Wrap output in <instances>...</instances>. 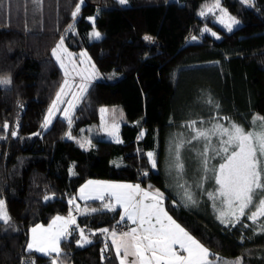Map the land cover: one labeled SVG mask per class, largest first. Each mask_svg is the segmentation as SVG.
Segmentation results:
<instances>
[{
    "label": "trees",
    "instance_id": "obj_1",
    "mask_svg": "<svg viewBox=\"0 0 264 264\" xmlns=\"http://www.w3.org/2000/svg\"><path fill=\"white\" fill-rule=\"evenodd\" d=\"M213 1L86 0L73 18L79 0H0V77L11 79L0 86V199L10 217L8 224L0 221V264H51L55 253L27 249L30 230L68 214L73 197L96 211L78 214L77 225L61 240L60 264H120L100 230L122 227L121 209L109 211L107 196L80 201L78 190L89 179L162 192L169 215L209 249L216 264L238 258L241 264H264V217L253 223L247 212L222 223L207 202L187 207L168 187L160 165L166 133L207 111L246 129L254 117H264V0L251 7L220 0L240 22L231 32L200 15ZM89 18L103 33L100 39H89ZM204 24L218 29L220 38L201 33ZM190 35L199 41L185 43ZM62 37L69 50L84 49L98 72L119 77L92 82L71 126L58 116L42 131L63 80L52 55ZM111 105H120L126 116L121 142L96 136L92 146L81 147L75 137L98 122L101 106ZM68 132L75 137L67 138ZM156 140L157 170L147 156ZM78 227L91 243L78 246Z\"/></svg>",
    "mask_w": 264,
    "mask_h": 264
},
{
    "label": "snow or ice",
    "instance_id": "obj_2",
    "mask_svg": "<svg viewBox=\"0 0 264 264\" xmlns=\"http://www.w3.org/2000/svg\"><path fill=\"white\" fill-rule=\"evenodd\" d=\"M245 5L251 6L252 0H241ZM121 5L127 3V0H119ZM80 4H77L72 16L75 18L80 11ZM214 8H218L221 16L218 18L219 22L224 25L229 32L232 31L233 26L239 22L228 15L227 11L220 7V0H215ZM209 8L208 11H211ZM201 16L205 12L200 13ZM93 22V31L91 36L99 39L100 33L95 30L94 18H89ZM71 27V25L69 26ZM215 35V33H212ZM145 40H151L149 36H145ZM195 39V37H193ZM52 55L55 57L57 63L64 71L65 80L61 85L60 90L56 94V99L53 100L48 109V113L44 118L42 127H47L51 122V117L58 111V103H62V95H66V87H71L67 77L71 72H76L80 75L84 83L76 85L79 88V93H73L74 99H78L80 94L87 91V81L92 76L97 75L95 72V65H92V76L85 77L82 72L77 71V64L71 60L72 53L68 52L64 47L63 37L52 50ZM81 57H87V53H80ZM68 61V64L65 61ZM80 64L86 63L85 59L79 61ZM71 64V71L69 70ZM11 84V79L0 77V86H8ZM68 107L64 108V119L68 120L71 126V111L75 108L73 101H68ZM101 109V112H105ZM195 122H192L193 130L196 135L194 140L204 138L208 143L205 145L202 153L203 167L205 172L211 171L208 168L209 157L208 151L210 144L209 130H196ZM254 130L248 131L240 125L231 124L230 128H225L221 125H216L211 131L213 134L219 131L220 135L227 136L228 139L222 141V144L229 145L231 152L227 155L225 162L219 165V169L215 171V182L219 185L218 196L223 197V203L227 205V212L221 211L220 216L231 215L238 219L239 216L246 214L245 210L253 207L255 210L251 211L247 218L255 223L259 218L264 217V117L253 118ZM9 125L6 122L3 125V130L7 132ZM116 126L113 125V132L109 135H114ZM16 131H12L11 135L16 136ZM143 135V133H141ZM3 138V137H0ZM69 138H71L69 134ZM116 142L121 141L116 138ZM84 145L81 144V147ZM182 145H177V163L178 170L183 169V165L179 163V148ZM221 152L229 153V147H222ZM219 155V153H217ZM149 162L152 167H156V161L152 152L147 153ZM146 175V173H145ZM182 187V185H181ZM81 199H104V194L107 193L110 197L115 199V205H105L109 211L115 210L116 205L123 208L121 221H131L136 227L129 231L117 235L115 231L110 233L112 246L115 248L120 264H216V260L210 259L213 254L209 249L203 246L199 241L194 239L183 227H181L171 216L165 211L163 202L164 195L159 190L145 191L139 184H112L96 181H88L81 187ZM94 193V194H93ZM213 197V194H209ZM188 202L194 203L192 196L185 193ZM216 198V197H214ZM50 199V197H45ZM73 197L69 203L73 204L75 201ZM145 201H148L145 203ZM76 210L80 211L79 206ZM96 211V209H92ZM71 212V210H70ZM0 221L8 224L10 217L5 206V201L0 199ZM223 223L224 220L222 219ZM75 224V218L69 215L68 217H55L47 228L41 225H36L30 231L32 233L31 239L27 245L29 251L41 252L44 255L55 253V258L52 264H60L59 258L61 256L60 243L62 239H67L70 235L69 225ZM247 226V225H245ZM264 230V229H262ZM103 233H108V229H101ZM94 235V233H93ZM91 243L84 235L83 230L80 233V240L77 241L78 246L83 247L84 244ZM108 246L102 250L107 251ZM224 264H229L225 261ZM232 264H241L239 258L232 262Z\"/></svg>",
    "mask_w": 264,
    "mask_h": 264
},
{
    "label": "rangeland",
    "instance_id": "obj_3",
    "mask_svg": "<svg viewBox=\"0 0 264 264\" xmlns=\"http://www.w3.org/2000/svg\"><path fill=\"white\" fill-rule=\"evenodd\" d=\"M84 1L86 0H79V4L82 5L83 3H85ZM253 1L254 0H252L251 6L253 5ZM214 4H215V1H213L211 4L206 5V7L203 9V12H205V15H203L202 18L204 20L209 19L213 24L228 31L227 28H225L224 25L219 22L218 18L221 16V12L218 8L213 7ZM251 6H248V7H251ZM220 7L225 9L229 16L234 17L231 13H229V11L221 3H220ZM209 8H212V10L208 11ZM236 20L239 22L238 19ZM90 22L93 26L92 20H90ZM239 25H240V22L234 25L233 29L238 27ZM200 29H201V33L203 34H209L215 39L220 38L219 30L216 29L212 24H204L201 26ZM95 30L98 31L96 28ZM92 31H93V27L88 34L89 39L97 40V38H94L91 36ZM98 32L101 34L100 35V38H101L103 36V33H101L100 31ZM212 33H215V35H212ZM193 37L195 36L190 35L189 37H187L185 39V43L190 42V41H199V38L195 37V39H193ZM64 47L67 48L65 44H64ZM67 50L68 52L72 53V57L70 59L76 62L77 71L82 72L83 76L85 77L92 76L91 66L94 65V63L91 60L89 54L84 49L79 50V51H71L67 48ZM82 52L87 53V57H81L79 54ZM81 59H85L86 63L80 64L79 61ZM65 63L68 64V61L66 60ZM69 70L71 71V64H69ZM62 72H63V80H62V84H63L65 80V75H64L63 70ZM95 72L97 73V75L92 76V78L89 81H87V89L94 81L105 80V79L115 80L119 77V75H117L116 73L102 74L97 71L96 67H95ZM67 79L69 80V84L71 85V87L65 88V92L67 94L62 95L61 100L63 102L58 103L59 110L56 111L55 114L51 117L52 122L58 116L64 118L62 110L68 107L67 102L70 100L75 103V108L71 111V119H72L76 106L78 105V103L81 101V99L86 93L85 91L82 94H80L78 99H74L73 93H79L80 91L79 88L76 87V85L84 83V81L82 80L80 75L76 74V72H71V75H69ZM55 99H56V96L54 100ZM101 109H105L106 111L101 112ZM47 113H48V110L46 114ZM197 114L202 115V114H199L198 112ZM98 116H99L98 122L87 125L86 127L82 128L80 132L78 133L77 137L72 136L69 132L66 137L69 138V134L71 138L75 137L76 141L80 145L81 144L84 145L83 146L84 148H88L92 146L93 145L92 139L95 138L96 136H103L104 138L110 139L112 141H116V138L118 137V139L120 140V134H119L120 126L122 123L126 121V116H125V113L122 107L120 105L101 106L98 110ZM197 118H200V119L199 120L195 119L196 121L191 120L190 123L180 124L176 128H174L172 131H168L166 133L165 144H164L165 146L163 148V154H162L160 165L162 166V169L164 170L167 176L168 187L173 192L180 194L179 196L180 200L183 202L185 206L190 207V208H200L204 204L208 203L207 205L210 209L211 215L215 216L219 221H221L222 219L224 221H230L233 219V216L231 215H225L224 217L220 216L221 211L227 212V205L223 203V197L218 196L217 190L219 188V185H217L215 182V171L219 169V165L221 163L225 162L227 155L230 154L232 149L229 145L221 143L222 141L228 139L227 136L220 135L219 131H216V133L213 134L211 130L214 129L216 125H221L225 128H230L231 124H237V123L228 121L224 117H221L217 114H214V115L208 114V111L206 112V115H203L202 117L200 116ZM66 121L68 122V120ZM193 121L195 122L194 127L196 130H209L210 144H208V147H209L208 157L210 159L208 163V168L211 169V171L205 172L204 167H203L204 157L202 153L204 152L205 145L206 143H208V141H206L204 138H200L199 140L193 139V136L196 135V131H194L193 127L191 126ZM51 123L47 127H42L41 130L42 131L46 130L51 125ZM43 124H44V121H43ZM113 125L116 126L115 134L109 135L110 132H113ZM246 130L248 131L254 130V125L252 124V127ZM156 143L157 144L155 145V148L150 152L154 154V159L157 162V158H158L157 149H158L159 142L156 140ZM178 144L182 145L179 148V163L183 165L182 170H178L175 166L177 163V145ZM222 147H229V153L221 152L220 150ZM217 153H219V155ZM153 169L157 170V163H156V167H154ZM186 192L192 196V199L195 201L194 203H190L187 201L185 197ZM210 193L213 194V197H210L209 195ZM106 196L110 198L109 195H106ZM70 210L68 211V216L69 215L73 216L76 209L70 208ZM254 210L255 209L250 206L249 209L245 210V212L250 213L251 211H254ZM237 216H239L238 213H237ZM74 218H75V224H72V225H77V217L74 216ZM38 225H41V224H38ZM41 226H43L44 228H47V226L45 225H41ZM69 230H70V227H69ZM77 230L79 233V239H78L79 241L80 233L82 229L78 227ZM83 233L89 240V236L87 233L84 232V230H83ZM31 236H32V233L30 231L29 241L31 239ZM109 241H112L110 237H109Z\"/></svg>",
    "mask_w": 264,
    "mask_h": 264
},
{
    "label": "crops",
    "instance_id": "obj_4",
    "mask_svg": "<svg viewBox=\"0 0 264 264\" xmlns=\"http://www.w3.org/2000/svg\"><path fill=\"white\" fill-rule=\"evenodd\" d=\"M88 181H96V182H104V183H112V184H133V185H136L137 183H130V182H125V181H114V180H104V179H89V180H87V181H85L81 186H80V188H79V190L81 189V187L83 186V185H85ZM140 185V184H139ZM140 187L142 188V189H144L145 191H155V190H151V189H148V188H145V187H143V186H141L140 185ZM78 190V198H79V200L80 201H90V200H96V199H81L80 198V191ZM94 194V193H93ZM106 195H108L107 193H105L104 194V197L106 196ZM148 201H145V203H147ZM74 205L71 207V208H75L76 209V206L78 205L79 206V209H80V211H77V210H75V212H74V214H73V216L72 217H74V216H78V214L79 213H83V212H89V211H91V207H87L86 205H82V204H79L76 200L74 201ZM110 204H113V205H115V199L114 198H112V197H110ZM163 206H164V202H163ZM85 207V208H84ZM116 207H119L120 209H121V215H122V213H123V208H121L119 205H116ZM83 209H84V211H83ZM164 209H165V211H167L166 210V208H165V206H164ZM168 213V212H167ZM168 215H169V213H168ZM170 216V215H169ZM55 217H57V216H55ZM54 217V218H55ZM60 217H68V214H66V215H64V216H60ZM53 218V219H54ZM52 219V220H53ZM173 219V218H172ZM52 220H51V222H52ZM173 220H175V219H173ZM125 222H124V224H122L124 227H126V229L124 230V231H120V226L119 227H115V228H112V229H110L109 230V232L108 233H105V236H106V240L110 243V245H111V247L113 248V250L115 251V248L112 246V241H109V237H110V233L112 232V231H115L116 233H117V235H119V234H121V233H124V232H127V231H129L131 228H133V227H136L137 225H135V224H133L131 221H128L127 220V218L125 217V220H124ZM176 221V220H175ZM50 222V223H51ZM49 223V224H50ZM176 223H178L177 221H176ZM48 224V225H49ZM179 224V223H178ZM48 225H45V226H47L48 227ZM180 225V224H179ZM70 226H72V225H69V227ZM181 226V225H180ZM182 227V226H181ZM32 229V228H31ZM191 235V234H190ZM192 236V235H191ZM193 237V236H192ZM194 239H196L195 237H193ZM197 240V239H196ZM198 241V240H197ZM204 246V245H203ZM35 251V250H34ZM35 252H37V251H35ZM37 253H39V252H37ZM211 253V252H210ZM39 254H41V253H39ZM210 259H212V256H210ZM120 262V261H119Z\"/></svg>",
    "mask_w": 264,
    "mask_h": 264
},
{
    "label": "built area",
    "instance_id": "obj_5",
    "mask_svg": "<svg viewBox=\"0 0 264 264\" xmlns=\"http://www.w3.org/2000/svg\"><path fill=\"white\" fill-rule=\"evenodd\" d=\"M125 229H126V227H124V226L120 227L121 231H124Z\"/></svg>",
    "mask_w": 264,
    "mask_h": 264
}]
</instances>
